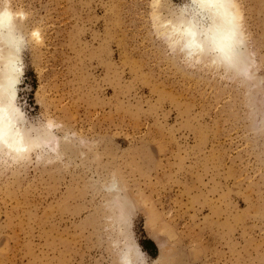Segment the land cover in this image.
Segmentation results:
<instances>
[{
  "label": "rangeland",
  "instance_id": "374dc122",
  "mask_svg": "<svg viewBox=\"0 0 264 264\" xmlns=\"http://www.w3.org/2000/svg\"><path fill=\"white\" fill-rule=\"evenodd\" d=\"M5 2L24 16L17 104L53 147L0 154V264H119L112 175L143 264H264V0H236L247 75L167 41L191 0Z\"/></svg>",
  "mask_w": 264,
  "mask_h": 264
},
{
  "label": "bare ground",
  "instance_id": "6f19581e",
  "mask_svg": "<svg viewBox=\"0 0 264 264\" xmlns=\"http://www.w3.org/2000/svg\"><path fill=\"white\" fill-rule=\"evenodd\" d=\"M191 3L190 10L161 21L167 41L189 59L205 60L237 74L250 73L253 60L246 46L242 13L236 0H191ZM23 17L22 13L13 12L7 2L0 5V154L13 158L24 157L38 147H53L48 129L29 127L17 104L23 72L20 66ZM103 190L110 196L105 206L110 222L119 227L124 237L119 264H143V251L130 235L133 202L113 175L103 184Z\"/></svg>",
  "mask_w": 264,
  "mask_h": 264
},
{
  "label": "trees",
  "instance_id": "16d2710c",
  "mask_svg": "<svg viewBox=\"0 0 264 264\" xmlns=\"http://www.w3.org/2000/svg\"><path fill=\"white\" fill-rule=\"evenodd\" d=\"M150 244L153 246V243L150 242Z\"/></svg>",
  "mask_w": 264,
  "mask_h": 264
}]
</instances>
